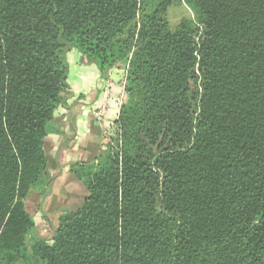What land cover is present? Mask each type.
Listing matches in <instances>:
<instances>
[{
    "label": "trees",
    "instance_id": "trees-1",
    "mask_svg": "<svg viewBox=\"0 0 264 264\" xmlns=\"http://www.w3.org/2000/svg\"><path fill=\"white\" fill-rule=\"evenodd\" d=\"M72 49L126 99L56 206ZM0 264H264V0H0Z\"/></svg>",
    "mask_w": 264,
    "mask_h": 264
},
{
    "label": "crops",
    "instance_id": "crops-1",
    "mask_svg": "<svg viewBox=\"0 0 264 264\" xmlns=\"http://www.w3.org/2000/svg\"><path fill=\"white\" fill-rule=\"evenodd\" d=\"M66 60L67 84L72 95L67 105L58 109L57 125L46 138L52 169V202L56 206L65 204L68 196L82 192V186L77 185L70 172L72 165L93 161L105 147L100 127L90 111L103 99V77L97 67L87 63L75 49L66 53ZM119 71L120 68H113L111 74L116 76ZM112 102L107 114L111 121L116 114ZM35 219L43 223L40 214Z\"/></svg>",
    "mask_w": 264,
    "mask_h": 264
},
{
    "label": "built area",
    "instance_id": "built-area-1",
    "mask_svg": "<svg viewBox=\"0 0 264 264\" xmlns=\"http://www.w3.org/2000/svg\"><path fill=\"white\" fill-rule=\"evenodd\" d=\"M112 70L109 72L108 76L103 78L104 88H103V99L97 105L90 108L91 115L96 119L100 130L102 139L105 143L109 140L113 130L120 106L126 99L125 91V71L120 69L118 75L111 74ZM111 101L114 105L115 115L113 121L108 119V112L111 109ZM105 148V147H104Z\"/></svg>",
    "mask_w": 264,
    "mask_h": 264
},
{
    "label": "rangeland",
    "instance_id": "rangeland-1",
    "mask_svg": "<svg viewBox=\"0 0 264 264\" xmlns=\"http://www.w3.org/2000/svg\"><path fill=\"white\" fill-rule=\"evenodd\" d=\"M180 6V5H179ZM177 6V4H173L169 7L168 9V19H169V23L171 26H174L177 21L178 18L184 13V9L185 11L189 13V10H186V8H184V6L179 7ZM39 217H37L38 219ZM42 233H49V227L48 226H44L42 228Z\"/></svg>",
    "mask_w": 264,
    "mask_h": 264
}]
</instances>
